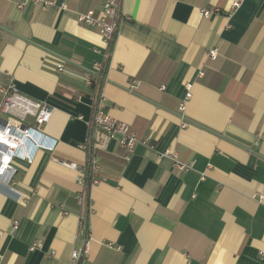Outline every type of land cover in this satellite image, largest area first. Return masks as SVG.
Returning <instances> with one entry per match:
<instances>
[{"label": "crops", "instance_id": "1", "mask_svg": "<svg viewBox=\"0 0 264 264\" xmlns=\"http://www.w3.org/2000/svg\"><path fill=\"white\" fill-rule=\"evenodd\" d=\"M18 1L0 0V84L52 108V149L15 160L0 189V264H71L73 250L75 264H264V0H121L108 59L77 20L104 0ZM105 61V111L140 140L127 160L115 141L96 150L86 229L67 202L79 172L61 162L88 160L83 76Z\"/></svg>", "mask_w": 264, "mask_h": 264}, {"label": "built area", "instance_id": "2", "mask_svg": "<svg viewBox=\"0 0 264 264\" xmlns=\"http://www.w3.org/2000/svg\"><path fill=\"white\" fill-rule=\"evenodd\" d=\"M27 3H34L41 6L42 10L50 8H61L67 10L65 4L57 5L55 0H20L16 2V7L23 8ZM121 0H104L101 9L96 12L93 9H87L77 14V20L85 26L98 30L99 34L107 44L114 39L117 32L118 23L121 18L120 12ZM238 1L232 2V7L236 8ZM217 8L201 10V16L208 18ZM110 53H106L108 57ZM215 56L214 50L209 54ZM102 64H96L95 70L91 74H84V82L88 86L94 87L100 78ZM58 70L63 69L62 64H57ZM136 87L133 80L128 88L130 90ZM95 88L92 93V113L88 123V138L84 148L90 150V156L86 164L78 166L76 163L61 162L64 166L77 169V180L82 191L85 182L86 169L90 172V185L102 181L99 176V165L97 163L96 150H104L110 141H115L122 149V158L127 160L133 152L134 147L140 139L128 130V126L122 121L112 118L105 111V104L101 93L97 99L94 98ZM0 189L9 192L15 173L14 161L17 159L31 162L36 150H51L52 143L44 134L42 127L48 123L52 115V108L39 100L31 98L19 92L12 82L0 84ZM190 92L187 90L186 96ZM187 121L182 117L181 126H185ZM174 161V166L178 171H185L189 164L180 161L175 152H166ZM82 191L77 196V204L83 206ZM83 216V215H82ZM17 227V221L12 222V229ZM1 237V233H0ZM52 253V252H51ZM81 257V252L73 250L71 252V264H75ZM2 256L0 254V262Z\"/></svg>", "mask_w": 264, "mask_h": 264}, {"label": "trees", "instance_id": "3", "mask_svg": "<svg viewBox=\"0 0 264 264\" xmlns=\"http://www.w3.org/2000/svg\"><path fill=\"white\" fill-rule=\"evenodd\" d=\"M115 36L116 34H114V39H115ZM114 39L112 41H110V43L108 44V53L111 54V48H112V44L114 42ZM109 57V56H108ZM108 57H106L105 59H108ZM106 68H107V64H106V61L102 64V67H101V70H100V78L98 79L96 85L94 86V88L96 89L95 90V95H94V98L97 99L98 96H99V93H100V84H101V81L104 77V74H105V71H106ZM87 152H88V156H90V150L87 149ZM85 184H84V188H83V191H82V196H83V208H84V211H83V216H82V219H81V225L86 227V215H87V212H88V208H89V187H90V172H89V169H86V173H85ZM78 196V195H77ZM77 196H75L74 198H69L67 200L68 204L71 205V207L73 206L74 208H80V206L77 204ZM87 229V227H86Z\"/></svg>", "mask_w": 264, "mask_h": 264}]
</instances>
